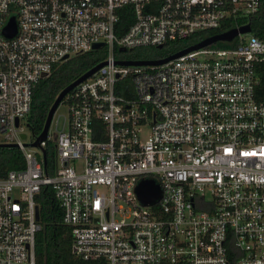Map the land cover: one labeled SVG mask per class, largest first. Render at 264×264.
Here are the masks:
<instances>
[{
  "label": "built area",
  "instance_id": "built-area-1",
  "mask_svg": "<svg viewBox=\"0 0 264 264\" xmlns=\"http://www.w3.org/2000/svg\"><path fill=\"white\" fill-rule=\"evenodd\" d=\"M260 4L0 0L1 142L16 144L25 162L0 177V264H38L43 186L70 229L75 264H264V101L255 95L264 41L239 33L232 47L118 63L160 59L122 56L137 47L249 24ZM124 7L133 20L118 34ZM11 17L16 29L7 37ZM97 43L104 64L63 98L65 124L50 131L53 114L45 140L26 144L20 133L36 82ZM145 179L159 189L150 204L135 192Z\"/></svg>",
  "mask_w": 264,
  "mask_h": 264
},
{
  "label": "trees",
  "instance_id": "trees-1",
  "mask_svg": "<svg viewBox=\"0 0 264 264\" xmlns=\"http://www.w3.org/2000/svg\"><path fill=\"white\" fill-rule=\"evenodd\" d=\"M120 19L115 26V32L125 30L133 20L129 7L120 10ZM249 22L250 32L264 41V0H261L259 10L251 15ZM229 25H223L219 29L207 30L194 34L186 39L164 44L157 47H137L128 50L123 57L133 59L161 58L181 50L189 45L213 34L227 30ZM235 41H217L210 46L232 47ZM105 56L104 47L75 55L65 61L55 64L48 76L39 79L32 89L30 111L25 117V124L35 138L42 130L47 112L57 94L70 82L75 80L85 71L100 62ZM121 56V55H120ZM258 84L255 95L264 101V60L256 67ZM47 169L53 163V146L48 142L45 147ZM24 158L15 146H0V177L10 170L24 167ZM39 212V224L41 229L35 234V259L38 264H75L77 259L70 250V229L62 222V210L49 186H43L36 197Z\"/></svg>",
  "mask_w": 264,
  "mask_h": 264
},
{
  "label": "water",
  "instance_id": "water-1",
  "mask_svg": "<svg viewBox=\"0 0 264 264\" xmlns=\"http://www.w3.org/2000/svg\"><path fill=\"white\" fill-rule=\"evenodd\" d=\"M16 25H15V20L13 17H11L7 24L3 27V34L7 37L12 36L15 33ZM250 32V25L245 24L243 26H240L238 28H233L225 32L213 34L211 36H208L202 40H200L197 43H194L188 47H185L181 50H178L172 54H169L163 58L160 59H151V60H136V61H131V60H126V61H119L118 63L124 64V65H142V64H161L164 62H167L171 59H174L182 54H185L186 52L196 50L201 47H205L208 45H211L217 41H231L237 34L239 33H248ZM102 43H97L94 45V48H98L101 46ZM161 45L158 46L160 48ZM119 50H125L123 47L119 48ZM104 64V61L98 62L96 65L85 71L83 74H81L79 77H77L75 80L70 82L68 85H66L61 91L57 94L55 97L53 103L51 104L42 130L41 132L35 137V139L29 143V146H36L38 147L40 145V142L45 140L47 131L49 128V124L51 121V118L58 107V105L62 102L63 98L66 96V94L72 90L74 86H76L79 82L83 81L87 77H89L92 73H94L98 68H100ZM15 125L18 126V121H15ZM21 138H26L25 133H20ZM0 146H16V144H10V143H0ZM43 160L45 164V151L43 150ZM136 195L138 199L144 203V204H150L153 203L158 197H159V189L156 185L152 183L150 180H142L139 182V184L135 188ZM38 217V209L36 208V218Z\"/></svg>",
  "mask_w": 264,
  "mask_h": 264
},
{
  "label": "rangeland",
  "instance_id": "rangeland-1",
  "mask_svg": "<svg viewBox=\"0 0 264 264\" xmlns=\"http://www.w3.org/2000/svg\"><path fill=\"white\" fill-rule=\"evenodd\" d=\"M66 120H67V107L65 104H63V102H61L54 112L53 122H52L50 131H53L55 124L57 125L58 129H61L63 124H65ZM24 129L27 134L25 143L29 144L30 141L33 139V137L31 136L27 128H24ZM1 140H2V136L0 135V143H2Z\"/></svg>",
  "mask_w": 264,
  "mask_h": 264
}]
</instances>
